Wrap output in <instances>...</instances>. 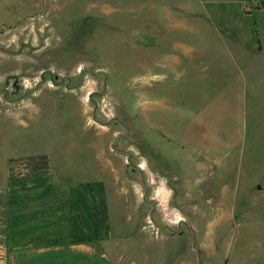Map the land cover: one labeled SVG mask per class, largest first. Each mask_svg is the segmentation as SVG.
<instances>
[{"label":"rangeland","instance_id":"1","mask_svg":"<svg viewBox=\"0 0 264 264\" xmlns=\"http://www.w3.org/2000/svg\"><path fill=\"white\" fill-rule=\"evenodd\" d=\"M81 138L115 264H264V0H0V176Z\"/></svg>","mask_w":264,"mask_h":264},{"label":"crops","instance_id":"2","mask_svg":"<svg viewBox=\"0 0 264 264\" xmlns=\"http://www.w3.org/2000/svg\"><path fill=\"white\" fill-rule=\"evenodd\" d=\"M228 17L224 12L222 21ZM219 26L231 36L244 35L239 44L249 47V26ZM222 46L227 49L228 44ZM30 115L22 129L34 122ZM89 144L81 138L75 153L52 160L29 150L9 155L3 143L0 264H115L107 247L119 238L111 232L105 184L99 179L104 152L96 144L90 150Z\"/></svg>","mask_w":264,"mask_h":264}]
</instances>
